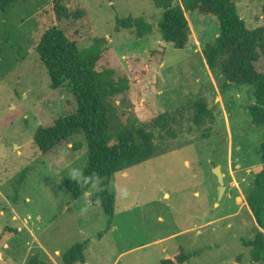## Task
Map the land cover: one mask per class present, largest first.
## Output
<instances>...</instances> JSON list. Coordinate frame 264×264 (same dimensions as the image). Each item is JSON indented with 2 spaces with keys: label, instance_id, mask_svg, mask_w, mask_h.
I'll return each instance as SVG.
<instances>
[{
  "label": "rangeland",
  "instance_id": "374dc122",
  "mask_svg": "<svg viewBox=\"0 0 264 264\" xmlns=\"http://www.w3.org/2000/svg\"><path fill=\"white\" fill-rule=\"evenodd\" d=\"M236 2L248 28L263 25L264 0ZM65 3L84 9L93 26L80 49L83 58L99 57L97 80H128L127 91L108 98L112 134L160 115L171 131L153 128L165 153L110 180L112 217L95 202L97 192L90 200L74 198L63 181L71 168L86 167L85 136L48 153L34 140L39 126L77 108L68 85L52 88L35 49L51 23L50 0H19L0 9V264H26L37 253L63 264L62 254L85 240L84 264H161L181 250L193 254L183 264H254L246 241L255 237L257 224L246 198L264 164V131L247 109L253 89L223 91V77L206 62L203 50L219 35L218 19L188 12L191 38L182 49L163 40V9L153 0ZM129 17L150 29L141 22L121 26ZM197 103L212 112L201 125L194 122ZM216 167L226 186L221 199Z\"/></svg>",
  "mask_w": 264,
  "mask_h": 264
},
{
  "label": "trees",
  "instance_id": "16d2710c",
  "mask_svg": "<svg viewBox=\"0 0 264 264\" xmlns=\"http://www.w3.org/2000/svg\"><path fill=\"white\" fill-rule=\"evenodd\" d=\"M17 1L0 0V9L7 10ZM153 1L163 9L159 22L163 40L177 48H185L191 38L188 12L197 11L218 19L219 35L203 50L206 62L217 76L220 74L223 77V91L243 86L253 89L254 102L247 109L253 123L264 131V23L254 29L248 28L236 0ZM48 16L51 23L43 31L35 49L48 70L52 88L68 85L77 108L75 112L58 118L51 126H39L34 140L43 153H48L82 133L88 144V161L83 172L85 175L95 173L99 177L98 187L101 190L97 195L105 213L112 217L116 197L109 189L110 180L117 173L164 154L165 150L156 142L153 128H168L170 132L171 122L166 115H160L144 126L126 127L114 136L111 132L112 106L108 98L127 91L128 80L102 85L94 74L99 57H82L80 45L91 39L93 32L84 9L78 7L70 10L65 0H50ZM120 22L126 28H132L135 22L143 23V30L151 26L131 17ZM108 71L113 73L112 70ZM195 109L194 122L197 125L203 123L206 114H212L202 103H197ZM63 184L74 198L83 196L85 189L80 184L71 179H65ZM246 200L257 224L255 237L246 244L252 247L254 264H264V164L254 174ZM100 237H103V233ZM89 243V240L77 243L63 253V264L86 263ZM192 256L181 250L174 258L165 259L161 264H183ZM26 264L56 263L37 253L31 255Z\"/></svg>",
  "mask_w": 264,
  "mask_h": 264
},
{
  "label": "clouds",
  "instance_id": "9594fccd",
  "mask_svg": "<svg viewBox=\"0 0 264 264\" xmlns=\"http://www.w3.org/2000/svg\"><path fill=\"white\" fill-rule=\"evenodd\" d=\"M68 177L72 181H75L76 183L80 184L81 187L85 189L83 195L89 200L96 192H99L101 190L98 187L99 177L95 173L91 175H85L81 169L73 167L69 170ZM95 202H100L99 197H97Z\"/></svg>",
  "mask_w": 264,
  "mask_h": 264
},
{
  "label": "water",
  "instance_id": "95a60500",
  "mask_svg": "<svg viewBox=\"0 0 264 264\" xmlns=\"http://www.w3.org/2000/svg\"><path fill=\"white\" fill-rule=\"evenodd\" d=\"M215 173H216V175L218 176L219 183H220L219 199H221L223 193H224L225 190H226L225 180H224V174H223V172H222V170H221L220 167H216V169H215Z\"/></svg>",
  "mask_w": 264,
  "mask_h": 264
}]
</instances>
